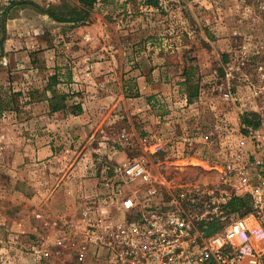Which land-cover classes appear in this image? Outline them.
Masks as SVG:
<instances>
[{"label":"rangeland","instance_id":"rangeland-1","mask_svg":"<svg viewBox=\"0 0 264 264\" xmlns=\"http://www.w3.org/2000/svg\"><path fill=\"white\" fill-rule=\"evenodd\" d=\"M20 1L0 0V264H88L74 222L106 164L138 159L173 185L213 179L212 141L246 122L219 87L264 84V0H98L79 21L78 0ZM104 61L122 66L130 113L86 125L79 70Z\"/></svg>","mask_w":264,"mask_h":264},{"label":"built area","instance_id":"built-area-1","mask_svg":"<svg viewBox=\"0 0 264 264\" xmlns=\"http://www.w3.org/2000/svg\"><path fill=\"white\" fill-rule=\"evenodd\" d=\"M260 70L264 82V67ZM219 93L249 123L239 118L230 143L221 137L212 141L220 151L205 162L213 179L173 185L138 159L106 164L74 222L82 260L264 264V84L250 95L225 85ZM214 135L203 132V142ZM150 148L160 153L164 144Z\"/></svg>","mask_w":264,"mask_h":264},{"label":"crops","instance_id":"crops-1","mask_svg":"<svg viewBox=\"0 0 264 264\" xmlns=\"http://www.w3.org/2000/svg\"><path fill=\"white\" fill-rule=\"evenodd\" d=\"M121 61H123V59H121ZM112 62L115 63L116 59ZM114 63H112V67H109L107 61H104L101 64L98 62H96V64L95 62L92 64L88 62V67L92 68L90 71H86L88 68L86 63H80L82 64V69H80L79 72L81 73V71H84L83 74L81 73L82 79L80 80L85 82L82 85L85 86L83 88V92L84 90L86 92L83 93L84 97L81 96V99L83 100V112L82 115H80V118L86 121V125H89L90 122L94 121V119H99V121L104 120L105 123L106 119L103 115H107L109 113L112 115L117 110L120 111L125 109L126 111L128 110V113H130L131 104L124 94L122 66L120 65L119 70V65L117 66ZM116 66L117 68H115ZM77 69L78 67H75V70ZM90 78L94 83H92V85L91 83H87Z\"/></svg>","mask_w":264,"mask_h":264},{"label":"trees","instance_id":"trees-1","mask_svg":"<svg viewBox=\"0 0 264 264\" xmlns=\"http://www.w3.org/2000/svg\"><path fill=\"white\" fill-rule=\"evenodd\" d=\"M78 1L80 2L81 6H82V12H81V15H79L78 17H74L73 19H71L72 21H79V20L86 19L90 15L91 9L94 7L95 3L98 0H78ZM148 2H149V4H152V5L158 4V2L156 0H148ZM19 3H21V4L32 3V4L36 5V3H34L33 1H29V0L20 1ZM37 6L42 9V7H40L39 5H37ZM48 13L58 20H65L64 17H61L58 13H55L54 11H51ZM63 106H65V105L63 104ZM61 107L62 106L60 105V103L52 104V110H58ZM245 121L249 123V121L247 119Z\"/></svg>","mask_w":264,"mask_h":264}]
</instances>
